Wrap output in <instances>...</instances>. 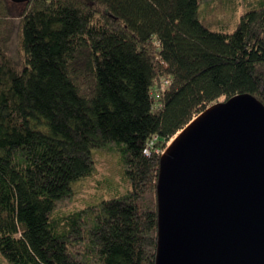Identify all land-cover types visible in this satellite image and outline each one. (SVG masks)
I'll return each instance as SVG.
<instances>
[{
	"label": "trees",
	"instance_id": "obj_1",
	"mask_svg": "<svg viewBox=\"0 0 264 264\" xmlns=\"http://www.w3.org/2000/svg\"><path fill=\"white\" fill-rule=\"evenodd\" d=\"M200 6L0 0V253L11 264H156L170 140L221 97L264 103V7L229 32ZM113 144L125 145L128 194L54 215L92 174L93 149Z\"/></svg>",
	"mask_w": 264,
	"mask_h": 264
},
{
	"label": "water",
	"instance_id": "obj_2",
	"mask_svg": "<svg viewBox=\"0 0 264 264\" xmlns=\"http://www.w3.org/2000/svg\"><path fill=\"white\" fill-rule=\"evenodd\" d=\"M157 196L156 264H264V103L236 94L178 131Z\"/></svg>",
	"mask_w": 264,
	"mask_h": 264
},
{
	"label": "rangeland",
	"instance_id": "obj_3",
	"mask_svg": "<svg viewBox=\"0 0 264 264\" xmlns=\"http://www.w3.org/2000/svg\"><path fill=\"white\" fill-rule=\"evenodd\" d=\"M260 7H264V0H201L199 17L203 22L213 26L229 25V28L225 29L232 32L236 29L242 14L250 8ZM212 28L220 30L218 27ZM16 40L17 35L12 43V51L13 55L18 57ZM223 100L225 97L219 99V101ZM197 115L198 113L194 117ZM173 139L174 137L169 143ZM124 146V144H113L104 148H94L95 163L92 174L72 184V194L57 203L54 215L62 216L86 206L98 205L105 199L127 195L131 187L126 174L125 153L122 150ZM0 264L11 263L0 253Z\"/></svg>",
	"mask_w": 264,
	"mask_h": 264
},
{
	"label": "built area",
	"instance_id": "obj_4",
	"mask_svg": "<svg viewBox=\"0 0 264 264\" xmlns=\"http://www.w3.org/2000/svg\"><path fill=\"white\" fill-rule=\"evenodd\" d=\"M156 138H157V137H155L154 139H156ZM153 145H154V140H152V141L148 144L147 148L145 149V152H146V153H149L150 150L152 149Z\"/></svg>",
	"mask_w": 264,
	"mask_h": 264
}]
</instances>
